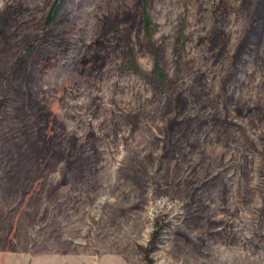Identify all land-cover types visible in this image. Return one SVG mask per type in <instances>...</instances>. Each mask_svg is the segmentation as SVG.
<instances>
[{"label":"rangeland","instance_id":"rangeland-1","mask_svg":"<svg viewBox=\"0 0 264 264\" xmlns=\"http://www.w3.org/2000/svg\"><path fill=\"white\" fill-rule=\"evenodd\" d=\"M52 2L0 0V264H264V0H75L63 62Z\"/></svg>","mask_w":264,"mask_h":264},{"label":"trees","instance_id":"trees-1","mask_svg":"<svg viewBox=\"0 0 264 264\" xmlns=\"http://www.w3.org/2000/svg\"><path fill=\"white\" fill-rule=\"evenodd\" d=\"M75 0H53L49 13L46 17V33L45 36L49 37L52 45V55L56 62L65 61L71 55V47L66 39V16L63 15L65 8L74 3ZM142 19L144 26L145 38H150L151 21L146 11L145 5L142 6ZM15 70V69H14ZM155 76L158 81L163 82V74L158 68L155 71ZM161 228H157V232Z\"/></svg>","mask_w":264,"mask_h":264}]
</instances>
